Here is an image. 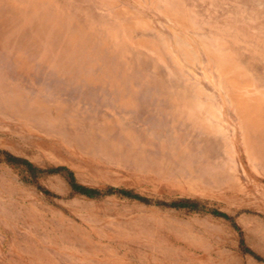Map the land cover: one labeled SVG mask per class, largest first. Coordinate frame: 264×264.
<instances>
[{
    "label": "rangeland",
    "instance_id": "1",
    "mask_svg": "<svg viewBox=\"0 0 264 264\" xmlns=\"http://www.w3.org/2000/svg\"><path fill=\"white\" fill-rule=\"evenodd\" d=\"M0 264H264V0H0Z\"/></svg>",
    "mask_w": 264,
    "mask_h": 264
},
{
    "label": "trees",
    "instance_id": "2",
    "mask_svg": "<svg viewBox=\"0 0 264 264\" xmlns=\"http://www.w3.org/2000/svg\"><path fill=\"white\" fill-rule=\"evenodd\" d=\"M86 191V190H85ZM86 193V192H85ZM87 193H89V192H87Z\"/></svg>",
    "mask_w": 264,
    "mask_h": 264
},
{
    "label": "bare ground",
    "instance_id": "3",
    "mask_svg": "<svg viewBox=\"0 0 264 264\" xmlns=\"http://www.w3.org/2000/svg\"><path fill=\"white\" fill-rule=\"evenodd\" d=\"M35 137V136H34Z\"/></svg>",
    "mask_w": 264,
    "mask_h": 264
}]
</instances>
